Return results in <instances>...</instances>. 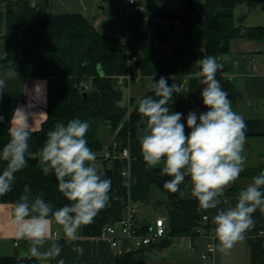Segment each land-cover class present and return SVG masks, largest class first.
<instances>
[{
	"label": "clouds",
	"instance_id": "9594fccd",
	"mask_svg": "<svg viewBox=\"0 0 264 264\" xmlns=\"http://www.w3.org/2000/svg\"><path fill=\"white\" fill-rule=\"evenodd\" d=\"M222 69L223 64L215 56L199 61L194 76L202 86L206 111H190L186 123L181 122L184 114L172 111L169 104L174 94H183L184 84L177 83L175 77L169 85L168 78L155 80L152 76L147 85L152 94L138 102V124L143 126L138 141L146 169L159 168L160 175L168 177L164 189L183 198L181 185L187 178L191 198L204 211H215L211 222L216 243L208 248L225 252L255 227L257 210L264 214V171L238 192L234 204L230 202L226 190L246 166L247 125L244 117L233 110L228 92L217 79ZM89 127L87 121L78 118L58 122L46 133L39 152L41 171L45 176H55L58 191L68 203L56 208L42 195L33 197L28 184L15 202L16 238L27 243L26 254L38 261L59 257L63 250L59 241H77L81 227L92 223L109 204L111 179L95 163L97 155L86 139ZM31 135L32 126L25 112L17 108L8 128L9 139L0 148V162L4 164L0 170V197L12 191L16 174L28 166ZM73 251L83 255L79 246ZM57 264L65 261L59 259Z\"/></svg>",
	"mask_w": 264,
	"mask_h": 264
},
{
	"label": "trees",
	"instance_id": "16d2710c",
	"mask_svg": "<svg viewBox=\"0 0 264 264\" xmlns=\"http://www.w3.org/2000/svg\"><path fill=\"white\" fill-rule=\"evenodd\" d=\"M1 1L4 7L0 11V22L5 30L0 33V42L4 41L5 53L3 56L0 54V71L14 70L21 79V90L16 94L0 93V116L3 117L0 121V148L9 139L8 128L14 111L26 99L23 88L26 81H47V118L40 130H32L28 166L16 174L12 191L0 197V203L15 206L25 184L31 186L33 197L42 195L56 208L68 203L58 191L55 176H45L41 171L39 152L46 133L56 123L78 118L90 125L86 139L97 155L96 160L104 159L100 170L111 179L109 196L115 192V178L113 169L109 167L112 157H107V154L112 156L115 152L128 149L148 184L165 194L166 206L178 209L186 216L182 226L167 232V236L158 243L118 254L116 264H145V256L153 248H166L175 239H195L201 231L211 232L213 228L203 220L204 214L200 212L197 201L181 198L164 189L163 183L168 177H162L159 168L146 169L143 162L138 141L143 127L138 124V102L152 93L147 89L136 102L132 99L129 101L130 107L123 106L124 85L118 80L128 71V58L130 52L133 53L134 41L130 40L127 47L116 37V33L105 32L97 27L96 22L81 14H55L51 11L52 0ZM186 1L187 13L183 15L163 14L151 8L134 12L129 17L156 15L165 20L185 21L194 15L203 16L206 21V57L215 56L218 62L231 52V43L236 38L247 36L252 40H264V25L246 28L236 24L234 10L244 0ZM162 76L159 74L154 79L159 80ZM221 77L218 72L217 79L220 82ZM172 83L168 78V84ZM223 88L228 92L234 110L237 103L236 88L232 84ZM169 104L172 111L178 112V94H174ZM107 144L108 151L105 152ZM3 167V162H0V170ZM263 170V164L245 167L240 178H252ZM243 188L233 186L226 195L237 196ZM246 239L250 264H264V235H261V230L251 231ZM18 257L21 256L2 255L0 264H39L35 258L23 256L19 260Z\"/></svg>",
	"mask_w": 264,
	"mask_h": 264
},
{
	"label": "crops",
	"instance_id": "0c3cea01",
	"mask_svg": "<svg viewBox=\"0 0 264 264\" xmlns=\"http://www.w3.org/2000/svg\"><path fill=\"white\" fill-rule=\"evenodd\" d=\"M137 2L145 9L155 8L163 14L183 15L187 13L186 0H137ZM103 3L99 8L105 11L108 5ZM124 4L125 0H119L116 20L106 15L107 19L102 21L101 28L104 31L108 29L112 34L125 31L130 40L134 41L132 51L139 58L140 80L133 84L123 83V92L126 91L128 101L142 97L148 89L150 78L161 74L172 82L174 81L171 77H175L177 83L184 84L183 94H178V112L184 114L182 123H186V116L190 111L196 110L197 114L206 111L201 98L202 86L194 76V73L199 70V61L206 57L205 18L194 15L185 21H180L165 20L156 15L119 16V10ZM263 12L264 0H244L234 10L235 22L246 28L263 25L260 23L264 22ZM109 26L112 28L109 29ZM219 63L223 64L222 74L220 73L221 84L223 87L230 84L235 86L237 103L234 111L244 117L247 125L245 167H253L248 163L257 153L263 154L260 155L261 159L257 160L256 166L264 165V40H252L247 36L234 39L231 43V52L222 56ZM29 81L32 82L29 88L34 97L39 99L34 90V84L39 89L40 96L46 88L47 81L45 79ZM44 94L45 102H38L37 106H32L28 97L18 105V108L23 105L30 112H44L45 116L40 119L41 121L39 117L27 116V122L34 131L40 130L47 118V91ZM111 142L112 139L109 143ZM108 146L109 144L105 146V152L108 151ZM103 160L95 161L99 168L102 167ZM109 167L113 169L115 178V192L110 196L109 204L98 213L92 223L81 227L77 241L68 242L64 239L59 241L63 249L59 257L54 260L39 261V264H57L59 259H63L65 264H116V256L128 252L129 246L128 243H123L121 247L112 248L109 240L104 236V227L109 224L119 227L120 220L127 215L126 204L128 202L136 203L137 207L145 202L147 204L157 203L165 207L168 220L161 216L155 220L164 218L167 232L185 223V214L178 209L167 207L165 194L158 188L151 187L144 179L136 159L131 156L129 158L115 156L110 160ZM252 178H249V183ZM247 183L244 178H239L230 188L237 185L246 187ZM181 190L185 192L183 198H191L189 181L181 185ZM176 194L179 195V193ZM226 196L231 203H235L236 196ZM199 210L208 216L209 219L206 222L213 228L211 218L215 211L206 212L200 207ZM13 212V205L0 203V244L2 245L0 252L3 255L8 252V255L30 257L26 254L27 243L16 238L17 226L14 223ZM137 219L143 225L150 224L138 216ZM254 220L255 227L246 234L245 239L253 230L264 232V214L257 210ZM16 242L19 244L15 245ZM208 242L209 238L206 233H201L195 239H175L166 248L156 247L149 251L144 259L145 264H205L199 258ZM190 245H194L195 249H191ZM74 246L82 248L83 255L74 252Z\"/></svg>",
	"mask_w": 264,
	"mask_h": 264
},
{
	"label": "rangeland",
	"instance_id": "374dc122",
	"mask_svg": "<svg viewBox=\"0 0 264 264\" xmlns=\"http://www.w3.org/2000/svg\"><path fill=\"white\" fill-rule=\"evenodd\" d=\"M107 3V8L104 11V9H100V5H103L104 3ZM51 11L55 14H68V13H77L81 14L84 17L94 21L96 18V24L97 27H102L101 23L102 21H105L106 15L110 17L112 20H116L117 17V10H118V5H119V0H52L51 1ZM4 5L2 1L0 0V11H2ZM264 13V12H263ZM264 21V20H263ZM261 24L264 25V22H260ZM111 29L112 27H108ZM102 29V28H101ZM5 30L4 25L0 22V33H3ZM105 32H109V30H105ZM5 53V45L4 41L0 42V54L3 56ZM45 85V84H44ZM32 82L31 81H26L23 85L24 91L26 92V97H28V101L31 103L32 106H37L39 105L38 102H45V94L46 88L41 93L39 96L40 92L39 89L36 87L34 84V90L38 94V98H35L32 91L31 87ZM38 99V100H37ZM138 99H135L134 101L136 102ZM122 105L123 106H129V101L128 97L126 96V91L124 90V95H123V100H122ZM25 112L26 116H31V117H39V120L42 119V117L45 116L43 111H28L23 105H21L19 108ZM193 112H197L196 110ZM41 121V120H40ZM103 137V136H102ZM104 138V137H103ZM108 141V140H106ZM263 153H257L256 156L251 158L250 166L255 167L257 160H260ZM258 158V159H257ZM246 182L249 183V178H244ZM247 183V184H248ZM165 217L168 220V212L165 207L162 205H159L157 203H149L147 204L142 203L140 206H138V217L141 220H147L150 224H153L155 219L157 217ZM155 223V222H154ZM188 241H186L187 243ZM188 244V243H187ZM12 246V245H11ZM191 246V245H190ZM2 248V245L0 244V249ZM8 255V252H5ZM249 253V254H248ZM3 254L0 252V256ZM202 262H205V264H250V251L249 247L246 243V239L238 242L233 248L230 250H227L225 252H220L218 250H215V255L214 258L210 259H203L202 256L199 258Z\"/></svg>",
	"mask_w": 264,
	"mask_h": 264
},
{
	"label": "built area",
	"instance_id": "2783aa9c",
	"mask_svg": "<svg viewBox=\"0 0 264 264\" xmlns=\"http://www.w3.org/2000/svg\"><path fill=\"white\" fill-rule=\"evenodd\" d=\"M144 10V6L140 5L137 0H125V4L119 10V16L128 17L134 12H143ZM115 35L116 37L121 39L127 47H129L130 37L125 31H120ZM138 62V56L130 52L128 58V71L124 75L119 76L118 80L120 84H133L139 82L140 78L138 73ZM115 156L129 158L130 152L128 149H124L121 152H115L112 156L110 154H107V157L113 158ZM126 210L127 215L125 218L120 220L118 228L115 224H109L104 227V236L109 240L112 248H118L121 247L123 243H128V251H130L133 249H138L150 246L152 244H156L161 239L167 236V226L164 218H158L153 224L143 225L137 219L138 207L136 203L128 202L126 204ZM208 219V216L204 214L203 220L206 221ZM200 233L204 232L201 231ZM206 235L209 238V242L205 250L202 252L201 256L203 259L214 258L215 251H209L208 248V245L210 243H216L215 240L212 238V231L206 233ZM261 235H264V232L261 231ZM18 244L19 242L15 243V245ZM190 248L195 249V246L191 245Z\"/></svg>",
	"mask_w": 264,
	"mask_h": 264
},
{
	"label": "water",
	"instance_id": "95a60500",
	"mask_svg": "<svg viewBox=\"0 0 264 264\" xmlns=\"http://www.w3.org/2000/svg\"><path fill=\"white\" fill-rule=\"evenodd\" d=\"M93 22H96V18ZM0 81H3V87H0L1 94H16L21 90V79L14 70L0 71Z\"/></svg>",
	"mask_w": 264,
	"mask_h": 264
}]
</instances>
